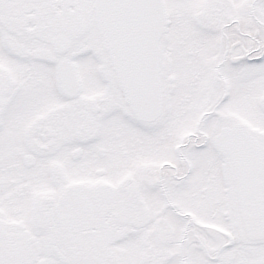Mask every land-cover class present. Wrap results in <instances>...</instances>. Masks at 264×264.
I'll return each instance as SVG.
<instances>
[{"label":"snow or ice","instance_id":"1","mask_svg":"<svg viewBox=\"0 0 264 264\" xmlns=\"http://www.w3.org/2000/svg\"><path fill=\"white\" fill-rule=\"evenodd\" d=\"M0 264H264V0H0Z\"/></svg>","mask_w":264,"mask_h":264}]
</instances>
